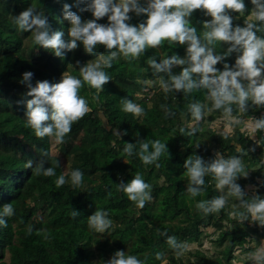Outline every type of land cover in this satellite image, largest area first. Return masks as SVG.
Masks as SVG:
<instances>
[{
	"label": "trees",
	"instance_id": "obj_1",
	"mask_svg": "<svg viewBox=\"0 0 264 264\" xmlns=\"http://www.w3.org/2000/svg\"><path fill=\"white\" fill-rule=\"evenodd\" d=\"M65 3L72 5L71 10L82 21L93 19L90 12L80 11L85 5L77 6L76 0H0V212L9 203L15 210V215L7 218V227H0V264H107L116 251L134 255L144 264H163L164 260L166 264H234L239 246H244L252 235L264 236V227L251 220L239 223L226 206L219 214L204 215L196 204L221 192L208 175L200 195L191 197L186 192L188 177L183 165L192 155H199L205 161L216 156H239L248 162L245 170L255 168L251 177L248 174L246 178H238L242 189L249 182L257 186L255 193H246L245 198L263 195L264 180L256 181L262 176V168L256 169L258 153L251 151V146L264 138V131L253 133L251 124L253 118L264 116V107L250 106L246 113L234 111L233 116L240 122L234 123L235 130L226 134L209 126L214 121H229L224 119L222 110H213L207 118L210 122L201 121L199 131L189 136L187 132L196 124L187 123L193 120L189 105L203 104L207 91L165 94L160 85L148 87V80L158 78L148 64L149 59L159 62L172 55L181 58L186 55V45L172 46L165 41L136 60H126L120 55L111 68H103L110 77L103 91L84 84L80 95L87 100L90 111L72 125L64 143L58 144L61 155L53 154L52 137L37 138L26 123L24 102L31 97L26 96L29 89L20 82L23 73H33V86L44 80L58 83L67 71H70L68 75L82 80L80 68L87 65L91 55L78 42L77 49L65 50L62 57H57L51 49L35 44L32 33L18 30L13 18L31 6L47 16L52 31H63L67 42L71 25L63 19ZM244 3L245 14L230 13L234 26L254 22V18L249 19L254 7L251 0ZM129 15L128 23L132 25L147 19L144 14L137 16L130 12ZM210 19L202 10H196L190 17L191 26L202 37L203 24ZM97 22L107 24L108 18ZM227 47L217 42L214 50L222 54ZM95 50L105 56L109 54L103 45H97ZM236 56L233 53L216 67L222 71L224 63L234 65ZM173 71L178 73L180 68ZM150 91L153 94L149 96ZM123 98L140 105L144 114L124 112ZM181 128L185 129L184 133ZM207 134L218 146L215 151L205 147L202 140L198 142ZM254 134L257 139L253 138ZM137 139L160 140L170 155L163 154L157 161L158 167L157 163L144 165L138 156L128 157L123 153L126 142L136 143ZM62 156L73 158L72 171H82L83 182L79 187H73L66 178L63 186H56V179L63 175ZM41 159L46 160V167L55 168V176L41 173L35 177V164ZM29 160L33 162L32 169L26 167ZM136 173L151 185L152 200L143 209L131 202L118 186L130 182ZM47 209L49 212L40 217L38 212ZM100 209L108 211L113 222L104 233L88 226V217ZM73 210L80 215L73 217ZM210 224L216 227L217 245L223 247L215 258L198 250L194 259H177L166 237L160 235L166 231L178 242L198 241L204 227ZM6 250L10 253L9 263L5 260ZM158 252L162 253L161 259L156 258Z\"/></svg>",
	"mask_w": 264,
	"mask_h": 264
},
{
	"label": "clouds",
	"instance_id": "obj_2",
	"mask_svg": "<svg viewBox=\"0 0 264 264\" xmlns=\"http://www.w3.org/2000/svg\"><path fill=\"white\" fill-rule=\"evenodd\" d=\"M76 3L77 6L84 4L80 11L90 12L93 19L82 21L71 10L72 5L65 3L63 19L71 25L67 42L63 38L64 32L52 31L47 16L31 6L13 18L18 30L32 33L35 44L51 49L57 57H62L65 50L77 49L78 42L83 45L87 54H93L97 45L105 46L109 53L107 56L101 55L96 63L82 66V80L63 74L58 83L44 80L37 81L33 86V73H23L20 82L29 89L26 96L31 97L24 102L26 123L37 138L55 137L56 143H64L72 125L90 111L87 100L80 95L84 84L103 91V86L110 81L103 68H111L113 61L120 55L126 60H136L148 49L160 47L165 41L172 46L186 45V55L183 58L172 55L159 62L149 59L148 64L158 76L163 92H182L187 95L204 89L207 91V100L211 101L210 108L198 102L189 105V111L196 122L187 132L189 136L199 131L198 125L206 110H222L225 120L239 123L233 116L234 111L246 113L250 106L264 107V36L258 35L264 33V0H251L254 22H245L244 26H234L230 14H245L244 0H147L146 6H142L140 0H76ZM196 10H202L206 16L211 17L203 24L202 37L190 22V17ZM130 12L137 16L144 14L147 19L138 25H132L128 23L131 20ZM106 16L107 24L97 22ZM217 42L228 45L222 54H217L214 50ZM233 53L237 54L235 64L230 66L224 63L223 70H219L216 65ZM175 68H180V71L174 73ZM122 104L126 113L135 116L144 114V109L130 99L123 98ZM166 115L174 113L166 112ZM253 119V131H264V116ZM180 131L184 133L185 129L181 128ZM123 153L128 157L138 156L144 165L157 163L165 153L170 155L166 144L160 140L146 142L143 139H137L136 143L126 142ZM26 167L32 169L33 162L29 160ZM183 167L188 177L186 192L191 197L200 195L205 177L211 175L221 193L227 190L228 196L237 198V207L242 210L232 212L233 218L239 223L251 220L264 227V198L255 195L246 199L244 190L236 182L238 178L248 176L239 156H216L215 159L205 161L199 155H192L185 160ZM35 172L46 177L56 175L55 168L46 167L44 159L35 164ZM70 176L73 187L82 184L81 170H73ZM66 182L64 175H60L55 181L57 187ZM118 186L138 208L143 209L146 202L152 200L151 185L139 173L130 182H121ZM227 203L225 195L221 194L212 199L201 200L196 208L204 215L219 214ZM14 215L12 205L5 204L0 212V227L6 228L7 218ZM78 215L80 213L73 210L72 216ZM112 223L106 210H96L88 217L89 228L97 233L106 232L112 227ZM160 235L166 237V243L174 250L177 259L184 257L190 250L188 243L178 242L175 236H169L166 231ZM156 258L161 259L162 253L158 252ZM250 261L251 264H264V248L250 253ZM107 264L144 262L134 255H126L124 251H116Z\"/></svg>",
	"mask_w": 264,
	"mask_h": 264
},
{
	"label": "rangeland",
	"instance_id": "obj_3",
	"mask_svg": "<svg viewBox=\"0 0 264 264\" xmlns=\"http://www.w3.org/2000/svg\"><path fill=\"white\" fill-rule=\"evenodd\" d=\"M141 5L142 6H146V2L147 0H140ZM254 17L250 14L249 19H253ZM91 55V57L87 60V64L89 63H96L101 55H104L103 53H99L97 50L94 51L93 54H89ZM105 56V55H104ZM74 67V66H72ZM70 73V71H67V75ZM148 87L152 88V87H156L159 86V78H156L155 80H148L147 82ZM150 88V89H151ZM153 94V91H150L149 96ZM149 103H151V101H149ZM203 105H207L209 108L211 107V101L206 100ZM211 113V111H205L204 113V117L202 121H206V124H208L210 121L207 119L209 114ZM189 124H193L194 120H191L190 122H187ZM212 129H215L217 131L223 132L224 134L229 133V132H233L235 130V125L234 123H230L228 122H221V121H214L209 125ZM251 127H253V124H251ZM264 136V134H263ZM254 139H257L256 134L253 135ZM202 140V144L205 147L210 148L212 151H215L217 149V144L213 143L212 140L210 139L209 135H205L203 137V139H199L198 142H200ZM251 149H255L254 152L258 155V159L259 162L256 166V169L258 168H262V176L261 177H257L256 181L262 182L264 180V138L263 139H258V141H254V143L251 146ZM51 150L53 154H59L61 155L60 149H59V145L58 143H56L55 137H52L51 139ZM261 150V152H260ZM217 152V151H216ZM62 160V165H63V175L65 176V178L68 181H71V168H72V161L73 158L72 157H65L62 156L61 157ZM242 160V159H241ZM242 163L244 164V166H246L248 164V162H244L242 160ZM255 168H250L247 169L246 171L248 172V174H251L249 177L252 176V171ZM35 177L38 178L39 174H37L36 172L34 173ZM35 178V179H36ZM238 183V179L236 181ZM245 189L244 192L246 193H251L254 194L255 190L257 188L256 184L254 183H247L244 186ZM223 195H225L228 203L226 205V209L227 211H230L231 213L236 211V210H240V208L237 207L238 205V201L237 198L234 196H228L227 194V190H225L224 193H221ZM247 195V194H246ZM245 195V196H246ZM261 198H264V194L260 196ZM46 212H49V209H47L44 212L39 211L38 214L40 217L45 216ZM217 230L216 227L213 224L207 225L206 227H204V233L201 236V238L197 241V240H187L186 243L189 244L190 246V250L185 254L184 257L180 258V259H194L196 252L198 250H202L206 253V255L210 258H215L221 251V249L223 248L222 246H218L216 243V239H217ZM240 248H238L235 252V258L233 263L234 264H251L250 261V253L256 251L258 248H264V236L262 235H252L250 236V238L248 239V242L244 245V246H239ZM5 260L9 263L10 261V253L9 251H5ZM167 260L163 261V264H166Z\"/></svg>",
	"mask_w": 264,
	"mask_h": 264
},
{
	"label": "built area",
	"instance_id": "obj_4",
	"mask_svg": "<svg viewBox=\"0 0 264 264\" xmlns=\"http://www.w3.org/2000/svg\"><path fill=\"white\" fill-rule=\"evenodd\" d=\"M254 133V131H252Z\"/></svg>",
	"mask_w": 264,
	"mask_h": 264
}]
</instances>
